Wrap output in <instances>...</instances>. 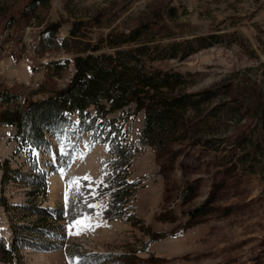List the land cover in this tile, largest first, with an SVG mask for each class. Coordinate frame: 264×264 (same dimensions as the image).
<instances>
[{"label": "rangeland", "instance_id": "1", "mask_svg": "<svg viewBox=\"0 0 264 264\" xmlns=\"http://www.w3.org/2000/svg\"><path fill=\"white\" fill-rule=\"evenodd\" d=\"M23 1L0 4L16 9ZM155 5L166 25L155 42L204 37L209 43L185 58L157 64L180 72L184 87L193 91L228 79L255 82L264 101V0H49L19 27V44L0 23V86L41 99L73 71L71 55L61 48L72 21H92L102 13L98 26L85 28L93 41L110 29H130ZM46 22H59L53 35L43 32ZM12 50L20 55L17 60ZM55 59L69 63L59 76L49 77L46 63ZM221 115L222 134L213 142L172 141L158 148L141 140L142 110L134 112L130 104L111 113L135 152L127 178L137 184L120 214L103 188V176L115 171L108 146L76 115L60 117L40 149L19 139L14 126L0 123V264H264V119L259 120L264 110L243 147L230 136L236 116ZM209 119L217 128V120ZM35 169L45 171L50 185L44 198L32 197L25 182ZM82 186L90 189L91 211L59 227L32 229L38 214L23 206L63 207L70 189ZM206 198L211 199L207 212L191 218L187 212ZM26 238L37 246L53 242L51 248H35Z\"/></svg>", "mask_w": 264, "mask_h": 264}, {"label": "trees", "instance_id": "2", "mask_svg": "<svg viewBox=\"0 0 264 264\" xmlns=\"http://www.w3.org/2000/svg\"><path fill=\"white\" fill-rule=\"evenodd\" d=\"M48 1L24 0L22 6L16 9H12L9 3H1V28L3 31L9 30V39L19 44V27L31 17L37 16V10L45 8ZM170 11L168 7L167 12ZM102 15L97 12L91 18L92 21L76 19L71 22L68 35L62 39L61 48L71 55L73 71L62 87H49L44 97L31 99L0 86V123L14 126L19 139L31 149H40L49 143L46 133L55 132L60 117L76 115L83 128L92 130L108 146L112 156L110 162L115 171L110 178L103 176L106 183L103 188L109 195V206L120 214L126 208L128 198L137 184L127 178V168L135 152L126 143V134L117 119L109 118L111 113L123 110L130 104L134 105V112L142 110L144 118L141 140L158 148L182 140L209 144L217 133L222 134L221 114L233 113L236 121L230 136L235 144L243 147L245 141L251 138L249 131L253 123L264 110V101L255 82L245 81L238 85L228 79L193 91L184 87L180 72L157 64L166 59L185 58L209 44L204 37L162 44L155 42L154 36L164 33L166 26L158 6L155 5L147 17L139 18L130 29H110L92 41L85 28L90 23L98 26ZM58 27L59 22H46L43 32L53 35ZM10 55L15 60L20 57L13 50ZM68 63V59L48 61L47 75L59 76ZM207 104L208 108L205 107ZM211 116L217 120V128L209 125ZM263 119L261 117L259 120ZM32 164L34 169L35 163ZM3 171L6 179V167ZM25 182L30 186L29 194L32 197L40 195L44 198L47 194L44 170L35 169L33 176ZM89 192L88 187H72L63 207H42L38 203L23 206L38 214L32 229L42 230L49 225L59 227L91 211L89 203L92 198ZM210 201V198H206L187 213L191 218L206 213ZM17 240L13 246L18 245ZM28 240L26 238L24 242L28 243ZM50 241L53 242L52 239ZM30 242L28 244L35 248H51L47 241L44 246ZM2 249L9 254L7 259L10 260V250L5 242Z\"/></svg>", "mask_w": 264, "mask_h": 264}, {"label": "snow or ice", "instance_id": "3", "mask_svg": "<svg viewBox=\"0 0 264 264\" xmlns=\"http://www.w3.org/2000/svg\"><path fill=\"white\" fill-rule=\"evenodd\" d=\"M80 222H77V224H79Z\"/></svg>", "mask_w": 264, "mask_h": 264}, {"label": "bare ground", "instance_id": "4", "mask_svg": "<svg viewBox=\"0 0 264 264\" xmlns=\"http://www.w3.org/2000/svg\"><path fill=\"white\" fill-rule=\"evenodd\" d=\"M50 185H48V187H49Z\"/></svg>", "mask_w": 264, "mask_h": 264}]
</instances>
